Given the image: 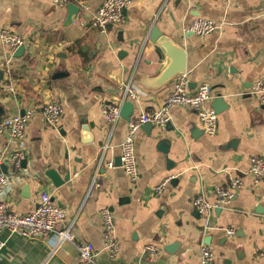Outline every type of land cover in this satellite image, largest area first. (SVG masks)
<instances>
[{
	"label": "crops",
	"instance_id": "crops-1",
	"mask_svg": "<svg viewBox=\"0 0 264 264\" xmlns=\"http://www.w3.org/2000/svg\"><path fill=\"white\" fill-rule=\"evenodd\" d=\"M102 1L0 0V29L26 39L18 57L0 40V105L4 116L34 110L27 126V176L8 195L9 207L31 212L47 190L67 212L60 226H71L73 235L55 247V237L27 238L4 229L0 264H79L80 241L100 251L97 264H200L201 243L213 249L214 264H264V177L256 185L249 172L253 156L264 159V102L252 93L264 76V0H131L124 22L105 31L89 25ZM70 2L80 7L71 23ZM198 16L221 26L205 36L187 31ZM153 26L186 50L190 88L212 87L206 106L217 94L229 106L218 113L215 135L204 132L196 110L182 105L170 107L165 127L155 125L150 133L140 127L139 176L132 181L118 163L128 121L122 117L112 128L102 106L121 104L130 80L142 89L132 116L164 105L174 82L158 89L144 84L161 67L148 41ZM119 69L122 82L113 79ZM50 101L64 109L59 129L41 112ZM163 139L168 152L159 149ZM15 147L9 133L0 136V149ZM49 169L62 178L70 172V179L56 187ZM234 178L242 184L232 204L212 210L207 221L194 198L205 193L214 200V188L228 187ZM104 208L113 214L122 245L115 257L103 250ZM149 244L160 247L154 257L146 253ZM168 244L175 245V254L165 250Z\"/></svg>",
	"mask_w": 264,
	"mask_h": 264
},
{
	"label": "built area",
	"instance_id": "built-area-1",
	"mask_svg": "<svg viewBox=\"0 0 264 264\" xmlns=\"http://www.w3.org/2000/svg\"><path fill=\"white\" fill-rule=\"evenodd\" d=\"M54 4L65 5L68 0H51ZM131 3V0H103L100 7L93 14L89 25L105 31L111 25H121L124 22V10ZM82 19H79V22ZM78 23V21L76 22ZM220 24L210 18L198 16L189 23L187 31L196 35L205 36L218 31ZM0 40L15 51L21 45H26V39L10 28L0 29ZM8 90L13 87L9 85ZM253 94L261 102H264V76L260 77L254 84ZM122 103L125 100L137 102L141 99L142 89L131 82L126 83L122 91ZM213 98L212 87L207 83L200 84L195 90L190 88L188 73L179 74L175 77L173 88L169 93L164 105L160 108L143 110L136 116H132L128 121L127 134L122 142L121 166L128 177L135 181L139 176L137 160L135 156V137L142 124L152 122L156 126L165 127L169 121V109L173 105H182L197 111L205 133L215 135L218 132V113L206 106L207 102ZM121 104L116 102H105L102 112L113 128L121 116ZM63 106L57 101H50L42 107V115L48 125L56 129L60 128ZM34 115V110H26L23 115L15 114L0 117V136L9 133L15 141L14 149H0V168L6 164L10 170L4 172L0 170V231L7 229L13 233H19L27 238L51 239L56 238L53 246L58 247L64 241H72L73 235L71 226L61 227L60 223L67 216L65 208L54 202L52 194L41 191L39 194L38 206L35 210L27 213L12 211L9 207L8 195L15 190L16 186L26 178V168L23 161L28 154L27 126ZM109 167L114 166L113 161L107 163ZM250 174L257 185L264 177V159L260 156L251 158ZM168 181L162 182L156 187V191H161ZM241 180L234 178L230 180L228 187L218 185L214 188V200H209L205 193L197 195L193 200V205L197 211L208 221L210 213L216 208L230 206L234 200L236 190L241 187ZM103 250L107 251L111 257H115L121 250L114 225V217L108 208L101 210ZM212 229V225H208ZM227 235L233 236L234 229L228 228ZM3 246L0 240V251ZM77 247V260L79 264H97L99 250L91 242L80 241ZM160 247L155 244L146 246V253L156 256ZM200 264H214L215 253L207 243L200 245ZM133 264H144L135 262Z\"/></svg>",
	"mask_w": 264,
	"mask_h": 264
},
{
	"label": "water",
	"instance_id": "water-1",
	"mask_svg": "<svg viewBox=\"0 0 264 264\" xmlns=\"http://www.w3.org/2000/svg\"><path fill=\"white\" fill-rule=\"evenodd\" d=\"M69 13L67 16V21L72 22L73 17L80 12V7L75 3H68ZM148 41L152 44L153 53L156 56V62L161 64L160 69L156 71V74L152 77H145L144 84L151 88H162L167 84H172L174 79L179 74H183L187 70V53L184 47L178 43L172 37L164 34L160 31L157 26H153L148 34ZM26 50L25 45H21L18 47L14 56H22L24 51ZM164 60L165 63H162ZM122 69L118 71H112L113 79L117 82H122ZM228 104L225 102L224 98L217 94L216 97L212 101L211 107L217 112L220 113L224 109L228 108ZM135 110V102L131 100H125L121 105V116L129 121ZM25 113L24 109H21L20 114L23 115ZM6 114V108L0 105V117H3ZM147 132L150 133L152 129L155 127V124L152 122H147L142 124L141 126ZM87 128V127H85ZM92 139H89L91 142ZM169 141L167 139H163L159 141V149L164 152H168ZM26 160L23 161V165H25ZM118 163L121 164V158L118 159ZM2 169L7 172L8 166L6 164L2 165ZM47 176H49L54 185L56 187L61 186L67 180L70 179V172H68L64 178H62L59 173L55 169H49L46 172ZM175 245H166L165 250L170 254H175L172 251Z\"/></svg>",
	"mask_w": 264,
	"mask_h": 264
}]
</instances>
